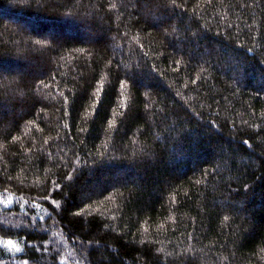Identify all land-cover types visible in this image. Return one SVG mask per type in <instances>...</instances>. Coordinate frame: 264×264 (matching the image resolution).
<instances>
[{"label":"trees","instance_id":"obj_1","mask_svg":"<svg viewBox=\"0 0 264 264\" xmlns=\"http://www.w3.org/2000/svg\"><path fill=\"white\" fill-rule=\"evenodd\" d=\"M0 196V264H264V0H0Z\"/></svg>","mask_w":264,"mask_h":264},{"label":"rangeland","instance_id":"obj_2","mask_svg":"<svg viewBox=\"0 0 264 264\" xmlns=\"http://www.w3.org/2000/svg\"><path fill=\"white\" fill-rule=\"evenodd\" d=\"M10 203H11V200L9 198L0 196V205H9Z\"/></svg>","mask_w":264,"mask_h":264},{"label":"snow or ice","instance_id":"obj_3","mask_svg":"<svg viewBox=\"0 0 264 264\" xmlns=\"http://www.w3.org/2000/svg\"><path fill=\"white\" fill-rule=\"evenodd\" d=\"M9 243H11V241H9ZM17 251H19V249H17Z\"/></svg>","mask_w":264,"mask_h":264}]
</instances>
